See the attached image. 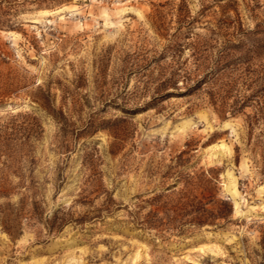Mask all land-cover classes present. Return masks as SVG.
I'll list each match as a JSON object with an SVG mask.
<instances>
[{
  "label": "rangeland",
  "instance_id": "374dc122",
  "mask_svg": "<svg viewBox=\"0 0 264 264\" xmlns=\"http://www.w3.org/2000/svg\"><path fill=\"white\" fill-rule=\"evenodd\" d=\"M0 264H264V0H0Z\"/></svg>",
  "mask_w": 264,
  "mask_h": 264
}]
</instances>
